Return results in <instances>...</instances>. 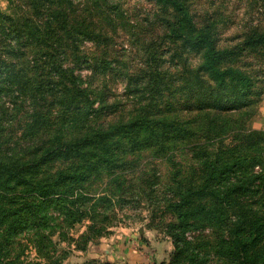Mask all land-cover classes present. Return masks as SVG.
<instances>
[{"label": "trees", "instance_id": "16d2710c", "mask_svg": "<svg viewBox=\"0 0 264 264\" xmlns=\"http://www.w3.org/2000/svg\"><path fill=\"white\" fill-rule=\"evenodd\" d=\"M149 1L163 11H169L161 19L162 46L156 47L153 43V49L143 61L144 68L134 76L126 74L123 77L129 95L141 97L144 102L139 103V108L124 122L111 126L109 130L96 129L95 123L103 110L115 108L116 105L107 104L102 96L99 98V106L93 108L95 100L90 95L94 93L90 89L80 88L73 70L57 65L56 57L50 51H42L41 56L46 59L43 63L48 67L41 70V78L39 75L31 78L25 72L19 74L15 63L4 64V60H0L1 96L11 90L18 96L24 94L34 100L45 101L50 98L58 99L60 103H63L61 98L68 100L69 102L60 104L59 107L69 111L71 121L81 119L88 126L84 131L72 134V137L57 139L55 133L62 131L61 126L47 127L40 134L39 130L45 129L42 125L27 122V132L38 136L35 141L37 149L30 153L28 150L8 152L4 156L1 154L0 264H63L66 252L63 251L59 256L54 244L48 250V246L52 244L49 238L53 234H42L48 225L49 214L55 213L61 220L59 223L54 222L57 229L61 225L72 229L86 219L91 222L87 230L100 233L91 213L94 215L95 206L100 202L111 203V198L88 196L81 185L89 180L93 172L98 173L100 166L111 163L114 152L121 149L119 144L138 149H154L156 153H160L165 143L177 142L188 136L185 132L190 130L166 121L161 116L163 111L158 115L150 112V109L156 108L152 107L154 102H161V96L164 97L163 87L167 84L163 83L159 72V67L164 63L174 68L179 67L181 71L178 76L180 98L173 106L176 111L195 109L203 116H214L210 125V118L207 122L209 127L217 132L229 129L227 131L235 132L236 139H241L240 146L227 148L220 144L213 151L206 150L201 160L199 184H190L184 189L180 187L174 198L167 200L166 208L175 221V224L171 223L168 227V232L175 239V254L171 264H201L204 261L206 254L199 257L200 253L196 252L195 246L192 247L184 234L206 226L215 227L219 231L212 248L217 256L228 260L229 264H264V214L254 209L255 202L249 201L264 189V133L239 131L243 127H237L238 123L235 122V118L250 113L256 104L253 96H256L257 78L255 74L252 76L236 64L243 52L240 48H249L247 53L264 51V30L248 31L244 33L242 42L235 44L233 48H220L216 32L218 22L198 26L188 6L190 0ZM52 15L55 19L62 20V27L71 36L66 16L56 11ZM0 19L5 17L0 15ZM46 35L47 27L38 25L35 32L33 28H28L26 22L17 33H4L0 45L10 48L6 56L14 61L19 57V51ZM6 42L13 46L10 47ZM189 53L199 55L198 65L189 67L185 57ZM22 59H26L25 56ZM26 63L24 61L23 65ZM110 65L104 60L100 62V67H92L91 70L96 73L101 69L104 73ZM165 105L168 108L171 106L167 101ZM175 110L171 108L168 112L174 113ZM210 111L215 114L209 115ZM218 112H233L234 116L227 115L231 119L220 120ZM237 112L239 114L235 116ZM6 114V111L1 110V117ZM77 115H82L83 118L78 119ZM46 133L53 135L48 140H41ZM111 138V144L117 147H109ZM57 162L62 166L60 171L52 175L42 173ZM255 167L260 171L255 172ZM2 192L5 194L2 195ZM21 196L25 197L26 202L12 208V201ZM119 199L125 200L121 197ZM8 204L10 207L5 208ZM55 220L57 221L56 218ZM30 223L36 225L33 237H38V240H32L36 243L38 257L33 261H23L18 254L9 256V251H5V248L13 244L18 232L23 230L21 227H27ZM57 233L58 240L69 244L74 242L62 230ZM77 240L82 241L83 245L78 244V241L73 245L78 250H84V243L90 241V238L84 233ZM41 251H44V255Z\"/></svg>", "mask_w": 264, "mask_h": 264}, {"label": "rangeland", "instance_id": "374dc122", "mask_svg": "<svg viewBox=\"0 0 264 264\" xmlns=\"http://www.w3.org/2000/svg\"><path fill=\"white\" fill-rule=\"evenodd\" d=\"M188 6L198 26L218 22L216 32L220 48H233L242 42L244 33L248 31L264 30V0H190ZM55 11L66 16L68 26L72 29L69 34L71 36L62 27V20L52 15ZM166 11L154 6L149 0H0V15L5 17L3 21L0 19V44L4 33H17L26 22L28 28H33L35 32L38 25L47 27L46 37L19 51L17 60L7 58L6 53L10 48L0 45V60H4V64L15 63L19 74L25 72L31 78L38 75L41 78V70L48 67L43 63L46 59L42 58V51H50L56 57L57 65L73 70L80 88L90 89L94 93L90 95L95 100L93 108L99 106V98L102 96L107 104L116 105L115 108L103 110L95 123L94 128L109 130L111 126L124 122L144 102L141 97L129 95L123 77L126 74L134 76L144 68L143 61L153 49V43L156 47L162 46L161 19L169 13ZM5 44L13 46L9 42ZM240 49L243 52L236 64L257 78L256 96H253L256 104L250 113L235 118V122L238 123L237 127H243L239 131L264 133V51L247 53L249 48ZM23 56L28 61L23 60ZM185 57L189 67L200 62L198 54L189 53ZM104 60L111 64L109 69L104 73L101 69L93 73L91 68L100 67V62ZM24 61L26 65H23ZM159 72L163 83L167 85L163 87L164 97L161 96V102L155 101L152 107L156 108L150 109V112L158 115L163 111L161 116L166 121L190 130L185 132L188 136L177 142L165 143L160 153L154 149H138L119 144L121 149L114 152L111 163L100 166L99 172H93L89 180L81 185L88 196L111 198V203L100 202L95 206L94 215L91 213L100 233L89 232L87 227L91 222L86 219L72 229L63 225L57 229L54 222L59 223L61 220L55 213L49 214L48 227H45L42 234H53L49 238L52 244L48 250L54 244L59 256L63 251L66 252L63 264H132V258H127L133 257L136 251L143 264H171L175 254V239L168 232V227L171 223L175 224V221L166 208L167 200L173 199L180 187L184 189L190 184H199L201 160L206 150L213 151L220 144L227 148L241 144V139L235 138V132L227 131L229 129L217 132L208 126L209 118L210 125L214 116H203L195 109L176 111L173 106L180 98L178 76L181 71L179 67L164 63L159 67ZM61 101L65 104L68 100L61 98ZM166 101L171 105L169 108L165 105ZM63 103L50 98L45 101L34 100L24 94L18 96L11 90L5 96L0 95V114L1 110L7 112L6 117L0 116V158L1 154L4 156L8 152L29 150L30 153L37 149V135L27 132V122L42 125L45 129H40V134L47 127L61 126L62 131L55 133L57 139L72 137L88 128L84 120L71 121L69 111L59 107ZM171 108L175 110L174 113L168 112ZM210 112L209 115L215 114L214 111ZM217 114L220 120L231 119L227 115L234 116L233 112ZM238 114L235 113V116ZM80 117L83 118L82 115L76 116L78 119ZM52 135L46 133L41 140H48ZM111 142L112 138L108 142L109 147H117ZM48 169L42 173L55 174L62 166L57 162ZM254 171L259 172L260 169L255 167ZM24 198L21 196L14 199L12 208L26 202ZM249 201L255 202L254 209L264 214V189ZM9 207V204L5 205V208ZM31 223L27 227L23 225V230L18 232L13 244L5 248L9 256L18 254L23 261L36 260L38 255L33 240H38V237H33L36 225ZM60 230L73 238L74 244L78 241V244L83 245L77 239L84 233L90 241L84 243V250H78L73 243L58 240L57 232ZM218 232L215 227L206 226L184 234L192 247L195 246L196 252L200 253L199 257L206 254L201 264H229L228 260L213 251ZM41 254L44 255V251Z\"/></svg>", "mask_w": 264, "mask_h": 264}, {"label": "crops", "instance_id": "0c3cea01", "mask_svg": "<svg viewBox=\"0 0 264 264\" xmlns=\"http://www.w3.org/2000/svg\"><path fill=\"white\" fill-rule=\"evenodd\" d=\"M134 252V251H133ZM135 253V252H134ZM140 254V253H139ZM132 258V264H143L141 262V258L140 256L138 255V252L136 251V254H134L133 257L131 256H128L127 260H130Z\"/></svg>", "mask_w": 264, "mask_h": 264}]
</instances>
